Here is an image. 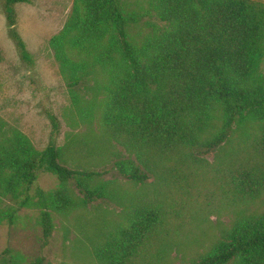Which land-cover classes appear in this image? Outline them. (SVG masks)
<instances>
[{
  "label": "trees",
  "instance_id": "trees-1",
  "mask_svg": "<svg viewBox=\"0 0 264 264\" xmlns=\"http://www.w3.org/2000/svg\"><path fill=\"white\" fill-rule=\"evenodd\" d=\"M17 4L30 0H5L7 34L20 60L33 65L17 31ZM49 47L77 115L73 127L97 121L102 135L59 147L61 122L47 113L51 135L40 151L0 119V224L13 225L20 209L36 207L48 240L52 213L112 202L124 208L127 223L87 237L97 264H159L155 247L167 224L160 188L187 185L200 156L216 151L232 204L259 208L189 264H264V2L75 0ZM106 143L122 150H109L104 162L135 185L153 180L159 194L125 196L103 172L68 166L66 148L92 154ZM40 172L55 175L60 188L36 189ZM0 264L17 261L6 251ZM29 264L50 263L39 257Z\"/></svg>",
  "mask_w": 264,
  "mask_h": 264
},
{
  "label": "rangeland",
  "instance_id": "rangeland-1",
  "mask_svg": "<svg viewBox=\"0 0 264 264\" xmlns=\"http://www.w3.org/2000/svg\"><path fill=\"white\" fill-rule=\"evenodd\" d=\"M74 1L30 0V4L15 6L17 31L34 61L29 65L20 60L8 37L3 13L5 0H0V119L6 129L19 130L40 151L47 146L51 135L47 113L55 114L61 122V134L56 138L59 147L71 138L95 140L102 135L97 121L90 127H73L77 115L49 47L51 38L67 21ZM140 30L145 31V28ZM261 73L264 74V59ZM106 146L108 148L92 154L82 148L71 152L66 148L67 156L72 158L68 166L103 172L101 179L112 181L111 186L125 196L143 195L152 200L159 194V187L153 180L141 186L121 178L104 158L112 155L109 150L121 152L122 149L110 143ZM200 161L201 166L191 171L187 185L166 188L167 191L160 188V204L166 212L167 224L165 238H160L155 247L159 264H189L210 249L235 221L259 208L238 201L232 204L218 179L219 154L216 151L200 156ZM34 187L53 192L60 185L55 175L40 172ZM68 190L71 195H78L72 185ZM257 202L263 205L262 200ZM52 216L55 229L45 240L38 223L39 209H20L13 225L0 224V254L9 251L10 258L17 264H29L39 257L50 264H97L87 237L97 235L102 229L115 232L127 223L122 206L102 201L85 208L75 207L63 214L52 213Z\"/></svg>",
  "mask_w": 264,
  "mask_h": 264
}]
</instances>
